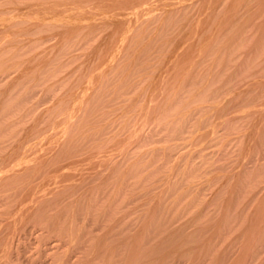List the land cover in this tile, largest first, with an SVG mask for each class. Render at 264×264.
I'll use <instances>...</instances> for the list:
<instances>
[{"label":"rangeland","instance_id":"374dc122","mask_svg":"<svg viewBox=\"0 0 264 264\" xmlns=\"http://www.w3.org/2000/svg\"><path fill=\"white\" fill-rule=\"evenodd\" d=\"M121 1L125 0H0V247L2 248L0 249V255L3 257L8 254V259L5 260L4 264H53V260L54 262L59 261L55 262V264H60L61 257L68 259L64 260L66 264H81L83 257L86 264H90L92 261L94 262H92L93 264H109L111 261L113 264H154L155 262V264H207L206 262L208 264H217L220 260L222 262L220 261L218 264H237L240 260V264H264V188H262L264 183L259 184L260 180L264 182L262 181V179L264 180V10L259 7V4L264 0H249V6L240 12L238 23L241 25L242 30H239L238 27H236L235 31L233 27H224L220 30L217 28L219 32L217 34L215 27L220 25L219 22L224 17L227 4L231 0H224L225 2L221 0L218 2L219 5H215L216 7L209 12L203 9L205 8L203 0H189L184 3L179 0V2L176 0L167 1L168 4H163V7L155 9L151 14L144 16V18L142 17L137 25L132 27L129 31L130 35L128 32L129 36L127 35L128 38L126 37L127 42L124 40L125 42L121 44L119 54L116 53L118 57L114 56L111 58L105 67L102 66V61L104 57L108 56V52L117 43L121 35L120 30L122 28L116 20L103 19L100 22L99 19H94L90 23L89 21L84 22L85 24L81 23L80 26L74 29L71 16L57 19L55 20L56 22L50 21L47 23L48 21H45L44 24H42L43 20L41 21V18L44 17L43 15L38 19L33 18L35 15H41L42 11L44 13L45 10L50 12L51 9L59 10L64 7H78L77 12L88 13L87 11L91 12L94 9H92L93 6L96 7L102 2L119 3ZM147 1L149 0H144V2L143 0H128V2H125L128 8L131 7L133 9V6L134 8L136 6L139 7ZM204 15H208V17ZM202 20L205 21H203L204 27L197 34V41L192 52L195 54H193L192 64L196 68L193 66L189 68L190 71L193 70L191 75L194 73H198V75L194 74L195 78H193L194 76H189L190 71L187 70L181 75V79L178 82L179 85H176L177 87L169 91L165 98H162L161 102L156 106V110L148 108V102L150 103V97L153 94L152 92H154L153 89L156 82L160 79L159 77L168 68V64L173 63L180 56L183 42H186L194 33L196 26ZM66 21H71V23L69 24ZM215 35L217 37H214ZM257 40H260V43H256ZM206 41L209 42V45H207L205 53L203 52L204 54L199 55V48L204 43L206 44ZM210 41H212V45ZM200 61H202L201 64ZM101 66L106 69H102L104 70L102 73H100L102 71H100ZM187 72L189 77L186 76ZM193 81L195 83L192 85ZM88 88L90 90L91 88L93 89L90 92ZM260 90H263V92L261 93ZM260 93L262 97L259 96ZM93 94L96 96H93ZM91 96H93V99ZM255 98L257 99L254 100V102L256 101L254 103L252 99ZM258 99H260L259 103ZM147 108L151 111L148 112ZM262 115L263 117H261ZM260 119L261 121H259ZM142 120L145 122V126L140 135L138 133L140 131L137 128H139ZM59 125L62 127L60 128ZM259 128L260 131L257 130ZM136 130H138L137 133ZM256 130L258 132L255 133L254 131ZM256 134L259 137H256ZM86 146L87 148L85 149ZM42 151H45V153H42ZM81 151L83 155L85 153L88 154L83 156ZM38 152H40V156H38ZM70 152L71 155L74 154L73 152L76 153L72 155V157L76 158V161L73 158V163L70 161L71 159L68 160V155L71 156ZM79 152L80 154H77ZM106 152L107 154L109 152L115 153L113 154V156L116 155L115 159L117 158L115 165H103L105 160L101 158L104 157L103 154ZM61 154L63 157H61ZM101 154L103 156L99 158ZM75 155H80V157L77 156L80 160ZM33 156H38V158ZM41 156L44 157L42 158ZM85 157L88 159L86 160ZM97 157L101 159L100 161L103 164H100ZM17 158L18 161L19 158L29 160L28 164L31 168L27 165L26 168H30L28 170L13 171V174L12 172L8 173L9 176L8 174H2V169L4 170L9 165L18 163L17 161V163L14 162ZM35 158L36 160H34ZM60 158L64 163L61 162ZM96 158L99 161L96 163L104 166L102 167L103 169L99 165L95 166L96 163L93 165V162L89 161L95 162ZM54 159L56 160L54 161ZM81 160L82 164L84 163L83 165L80 163ZM85 160L86 162H84ZM52 161H54L55 167L57 166L56 168L53 167L52 169V166H54ZM31 162L34 164L37 162V166L32 165ZM58 162L62 163L63 167ZM205 162L207 163L205 164ZM66 164L71 168L74 167L73 170H75L73 174L66 170L74 178L71 179V177L69 179L71 180L70 182L73 180L74 183L76 178L77 183H70L69 185V180H67L69 175L67 172H63V169L65 171L68 167ZM44 165L50 167V169H43L47 168ZM92 165L98 170L95 171L96 169L94 170ZM33 166L36 169L38 168L37 174ZM105 168L107 171H105ZM54 169L55 171L58 169L59 173L58 171L55 172ZM81 170L82 173L79 172ZM90 171H92V174ZM100 172L102 174L99 175ZM31 173L32 175H30ZM65 174L68 175L66 176L67 179L65 178L67 181L63 180L64 177L62 178ZM51 175L59 176L57 178L53 177L56 183L52 182L53 180L51 179L52 186L57 185V180H60V184H66L67 182L66 186L65 184L59 185L61 188L64 186L65 191L64 188L61 189L60 187L59 190L61 189V191H54L53 188L56 186L50 187L49 177ZM77 178H80V181ZM32 180L34 181L33 183ZM88 180H91L90 185ZM29 181L32 184L29 185ZM42 182H44L43 184L47 183L45 186L49 191H46L51 194L46 198L47 200L49 199L48 201L45 196L44 198L41 196V198L49 204L44 200L42 201L41 198V201H38L40 194H37L39 196L36 199V193L41 188L44 191L46 189V187L45 189L43 188V184L42 186L40 185ZM36 188L39 190H36ZM67 188L70 189L67 190ZM82 188L85 189L83 190ZM67 191H70L71 194L67 195L70 193ZM32 193L35 194L34 198ZM52 194H55L56 197L53 195L52 198ZM57 194L60 195L57 196ZM65 194L66 196H64ZM187 195L190 196L188 197ZM31 196L34 202L37 200L36 209L38 202L46 204L45 206H40L41 210L38 208L39 213L42 211L40 214L45 212L46 214L39 215L34 208H31L34 209L32 211L29 210L31 213L26 214L27 210L23 211V205L28 204L27 202L30 201ZM50 197L53 199L52 202ZM77 197L80 201L79 199L77 200ZM62 198L66 199V202ZM67 199L71 201H68V203ZM255 201L256 203H254ZM78 202L81 204H79V208L82 209V214L79 218L82 217L83 213L87 215L89 211L88 216L92 218L97 214H102L106 219L113 221V225L109 221V228L111 226L113 232L117 233L118 231L119 233L115 234L114 232L109 237L106 245L111 244V247L108 246V248L104 249L98 247L100 239L106 235L104 233H108L109 228H106V226H103V228L102 223H97L96 225L88 219L89 227L87 219L86 224L85 220H83L84 216L87 218L85 214L82 217L83 219L78 218V223H76L79 229L80 227L82 229L89 228L85 230L86 233L83 231L82 234L84 236L81 234V241L78 240V243L76 242L79 246L72 242L71 239H66L69 237L68 234L66 236V233H68L65 228L67 224L64 225L61 220L59 223L54 221L57 218L55 216L57 212L59 213L63 208L62 206H57V204L64 203L63 206L77 204L78 206ZM122 204L125 205L123 206ZM52 207L54 209L58 208V210L52 213L51 211L54 210ZM103 207L107 208L104 213L100 211L101 209L104 210ZM32 212L36 213L41 221L35 220L34 217L37 215ZM113 212L116 215L114 218H117L118 222L116 219H114L115 222L113 218H109V214L110 217H113V215L111 216ZM20 213L22 215L25 214L23 217L26 221H24L22 215H19ZM28 214L30 217L34 215L32 217L34 222L31 218H28ZM45 215L51 220L53 219L51 216L55 218L51 221ZM42 216L45 218H42ZM158 218L160 219L158 220ZM79 220L84 221L86 227L82 226V222L80 225ZM94 220L95 218H93ZM258 220H260L259 223L257 222ZM15 221L20 224L15 223ZM152 221H154V224H152ZM255 221L258 224H255ZM114 223L118 225L114 226ZM120 223H123L124 227H121ZM148 223L151 227H149ZM41 225L45 230L48 228L49 230H54L52 232L47 230L46 232ZM128 225L130 229H128ZM256 225H259V228ZM144 226L145 230L143 229ZM97 227L98 231H96ZM251 227H256L258 230ZM55 228L59 230H55ZM148 228L156 230L155 236H147L149 231L152 232ZM183 230L184 232H182ZM254 230H256L255 233H253ZM13 231H16V233ZM62 231L63 234L61 233ZM141 231L145 232V234ZM137 232L140 233L137 234ZM100 234L102 237H100ZM137 235H139L140 239ZM145 235L144 239L142 236ZM98 236L100 237L98 239L99 243L96 240ZM8 237H12L10 240L12 244L8 241L10 239ZM148 237L149 239L152 237V239L149 240ZM136 239L137 241L140 240L137 242V246H135ZM92 240L93 244H96V246L93 245L94 248L89 246L92 245ZM6 242L9 244L6 245ZM70 242L75 243L74 246ZM139 242L143 245L140 246ZM80 244H85L88 247H85L86 249L82 251ZM3 247H6L5 250L8 248L7 250L9 251L6 252ZM116 247L118 248L117 250ZM136 247L138 250L141 248V252H136L138 256H135V262H128L129 260L127 259L130 258L132 251L136 250ZM89 248L94 251H88ZM11 249L12 251H10ZM15 249H18V251ZM64 249L66 252H64ZM110 249L111 251H109ZM2 250L3 254H1ZM72 250L74 251L73 253L69 252ZM57 252L62 255L57 254ZM102 252H106L105 256ZM113 252L114 255L111 254ZM116 252H119V254ZM228 252H230V255ZM63 253L65 254L63 255ZM79 253L80 255H78ZM88 255H90V261H88L89 258H85ZM93 256H95L96 260ZM227 256H230L229 259ZM105 257H111V259ZM222 257H226L228 260L225 258L224 261ZM242 257H247V259L244 260ZM104 258L108 261L106 262ZM9 259L10 262L8 261ZM2 262L1 264H3Z\"/></svg>","mask_w":264,"mask_h":264},{"label":"bare ground","instance_id":"6f19581e","mask_svg":"<svg viewBox=\"0 0 264 264\" xmlns=\"http://www.w3.org/2000/svg\"><path fill=\"white\" fill-rule=\"evenodd\" d=\"M126 2H128V0H125ZM125 1H121V2H119V3H112V2H107V3H104V2H102L100 5H98V6H96V7H92V11L91 12H89V11H87L88 13H83L82 11V13H79L80 11H78L77 12V9H78V7H62L63 9H59V10H52L51 9V11L49 12V11H44V13H43V11H42V13H41V15L39 14V16L38 15H33L32 17L33 18H36V19H38V18H40V17H42V15L44 16L43 18H41V21L43 20V22H42V24H44L45 23V21L47 22V23H49L50 21H55V20H57V19H61V18H64V17H66V18H68L69 16H71V21H72V25L74 26L73 28L75 29V28H77L78 26H80L81 25V23H83V24H85L86 22H88L89 21V23H90V21L92 22V20H94V19H99L100 20V22H101V20H103V19H113V20H116V22H118V24H119V26L122 28L120 31H121V35L119 36L120 38L118 39V41H117V43L111 48V50L108 52V56H106V57H104V59H103V65L102 66H106L107 65V62L109 61V60H111V58H113L114 56H117V54L116 53H118V52H120V47L122 46L121 44L123 43V42H125L127 39H126V37H127V35H128V32L132 29V27L134 26V25H137V23L142 19V17L144 18V16H147V15H149V14H151L155 9H159V7H163L166 3L168 4V2H170V0H149V1H147L145 4H143V5H141V6H139V7H135L134 8V6L132 7L133 9H131V7H129L128 8V6H127V4H126V2ZM138 1V0H137ZM146 1V0H145ZM168 1V2H167ZM173 0H171V2H172ZM176 1H178V0H176ZM180 2H182V3H184V2H188L189 0H179ZM178 1V2H179ZM201 1V0H200ZM199 1V2H200ZM221 0H203L202 2H204L203 4V6H205V8H203V9H206V11H212L211 9H213L214 7H216L215 5H217L218 4V2H220ZM263 1V0H262ZM143 2H144V0H143ZM223 2H225L224 0H223ZM135 3V2H134ZM129 4V3H128ZM164 4V5H163ZM163 5V6H162ZM219 5V4H218ZM185 6H187V5H185ZM249 6V0H231L230 2H229V4H227V7H226V10H225V14H224V17L222 18V20L219 22V26L218 27H215L216 29L218 28L219 30L221 29V28H228V27H233V29H234V31H235V29H236V27H238V29L240 30H242V28L240 27L241 25H239V18H240V12L242 11V10H244L246 7H248ZM167 7V6H166ZM218 7V6H217ZM259 7H261L263 10H264V1L262 2V3H260L259 4ZM219 8V7H218ZM217 8V9H218ZM210 9V10H209ZM42 10V9H41ZM40 10V11H41ZM76 10V11H75ZM214 11H215V9H214ZM77 12V13H76ZM36 13V12H35ZM206 15V14H205ZM204 15V16H205ZM17 17V16H16ZM205 17H208V15L207 16H205ZM1 20V19H0ZM40 20V19H39ZM34 21V20H33ZM71 21H68L69 22V24L71 23ZM204 20H202V21H200L199 22V24L196 26V29H195V31H194V33L186 40V42H183L184 44L181 46L182 48L180 49V56L177 58V59H175V61H173V63L171 62V64L169 65L168 64V68H166L165 69V71H163V73H162V75L159 77L160 79L158 80V82H156V85L154 86V89H153V91L154 92H152L153 94H152V96L150 97L151 99L149 100L150 101V103L148 102V108L150 107L151 109L152 108H154L153 110H156V106H158V104H159V102H161V100H162V98L164 97L165 98V95L167 94V93H169V91H171V90H173L175 87H177L176 85H179L178 84V82L180 81V79H181V75H183L184 74V72H186L187 70L188 71H190L189 70V68H191V66H193V64H192V62H193V56L195 55L194 53H192L193 52V48H194V44L196 43V41H197V34L200 32V31H202V29H203V27H204V22H203ZM56 22V21H55ZM59 22V21H58ZM67 22V21H66ZM67 22V23H68ZM85 22V23H84ZM113 22H115V21H113ZM41 24V25H42ZM54 25V24H53ZM244 25H245V23H244ZM39 26V25H38ZM49 26V25H48ZM118 26V25H117ZM118 26V27H119ZM141 26V25H140ZM45 27V26H44ZM243 27V26H242ZM46 28V27H45ZM214 28V29H215ZM218 29H217V31L216 30H214V31H216V34H217V32H218ZM230 30H232V29H230ZM73 31V30H72ZM77 31V30H76ZM70 32H71V30H70ZM224 32H226V31H224ZM238 32V31H237ZM56 33V32H55ZM219 33V32H218ZM214 34H215V32H214ZM227 34V33H226ZM2 35V34H1ZM129 35H130V32H129ZM128 35V36H129ZM2 37V36H1ZM6 37V36H5ZM130 37H132V36H130ZM199 37H200V35H199ZM214 37H217L216 35L214 36ZM7 38V37H6ZM10 38V37H9ZM128 38V37H127ZM202 38V37H201ZM213 38V37H212ZM219 38V37H218ZM222 38V37H221ZM217 39V38H216ZM125 40V41H124ZM217 40H219V39H217ZM3 41V40H2ZM94 41V40H93ZM33 42V41H32ZM109 42H110V39H109ZM116 42V41H115ZM127 42V41H126ZM199 42V41H198ZM207 43L205 44H201L200 46V51H198L200 54L199 55H201V54H204L205 52V50H206V48H207V45H209V42L208 41H206ZM212 41H210V43H211ZM203 43V42H202ZM256 43H260V40H257L256 41ZM48 45V44H47ZM85 45V44H84ZM125 45V44H124ZM211 45H212V43H211ZM255 45V44H254ZM2 46V45H1ZM196 46V45H195ZM1 48V47H0ZM256 48V47H255ZM27 49V48H26ZM42 49V48H41ZM259 49H260V47H259ZM52 50V49H51ZM195 50H196V48H195ZM198 50V49H197ZM43 51V50H42ZM197 52V51H196ZM204 52V53H203ZM122 53V52H121ZM124 53V52H123ZM119 54V53H118ZM194 54V55H193ZM264 54V53H263ZM52 55V54H51ZM51 57V56H50ZM118 57V56H117ZM123 57V56H122ZM124 58V57H123ZM202 58V57H201ZM39 59V58H38ZM195 59V58H194ZM203 59V58H202ZM207 59V58H206ZM7 60V59H6ZM200 60V59H199ZM263 60V59H262ZM114 61H115V59H114ZM194 62H197V61H194ZM201 62L202 61H200V64H201ZM209 62V61H208ZM262 62V61H261ZM45 63V62H44ZM212 63V62H211ZM219 63V62H218ZM42 64V63H41ZM51 64V63H50ZM196 65V64H195ZM97 66V65H96ZM100 67L101 69H100V71L102 70V69H104V70H106L104 67ZM164 66V65H163ZM170 66V67H169ZM237 66V65H236ZM264 66V65H263ZM262 66V67H263ZM24 67V66H23ZM193 67H195V66H193ZM198 67H200V66H198ZM201 67H202V65H201ZM212 67V66H211ZM12 68V67H11ZM116 68V67H115ZM196 68V67H195ZM4 69V68H3ZM14 69V68H13ZM99 70V69H98ZM104 70H102L100 73H102ZM254 70V69H253ZM191 71H193V70H191ZM191 71L188 73L187 72V74H186V76H188V74H189V76L191 75ZM203 71V70H202ZM201 71V72H202ZM206 71V70H205ZM204 71V72H205ZM222 71V70H221ZM107 72V71H106ZM105 72V73H106ZM122 72V71H121ZM199 72V71H198ZM249 72V71H248ZM153 73V72H152ZM208 73V72H207ZM223 73V72H222ZM95 74H96V72H95ZM195 74V73H194ZM194 74H192L193 76H194ZM197 75H198V73H196ZM195 74V75H196ZM213 74V73H212ZM221 74V73H220ZM240 74V73H239ZM98 75H99V73H98ZM106 75V74H105ZM191 75V76H192ZM199 75H201V74H199ZM238 75V74H237ZM252 75H254V74H252ZM258 75V74H257ZM111 76V75H110ZM188 76V77H189ZM99 77V76H98ZM183 77V76H182ZM200 77V76H199ZM203 77V76H202ZM256 77V76H255ZM192 78V77H191ZM193 78H195V76L193 77ZM264 78V77H263ZM6 79V78H5ZM96 79V78H95ZM197 79H199V78H197ZM197 79H195V80H197ZM232 79V78H231ZM239 79V78H238ZM254 79V78H253ZM102 80V79H101ZM194 80V79H193ZM230 80V79H229ZM255 80V79H254ZM253 80V81H254ZM257 80V79H256ZM261 80V79H260ZM208 81H209V79H208ZM101 82V81H100ZM232 82V81H231ZM263 82V81H262ZM93 83H95V82H93ZM182 83V82H181ZM180 83V84H181ZM184 83V82H183ZM195 82L193 81V83H191L192 85L194 84ZM105 84V83H104ZM95 85V84H94ZM207 85V84H206ZM212 85V84H211ZM35 86V85H34ZM264 86V85H263ZM192 87V86H191ZM250 87V86H249ZM68 88V87H67ZM189 88V87H188ZM201 88V87H200ZM203 88V87H202ZM241 88V87H240ZM260 88V87H259ZM92 89L93 88H91V90L88 88V90H90V92L92 91ZM130 89V88H129ZM255 89V88H254ZM87 90V89H86ZM97 90V89H96ZM176 90V89H175ZM241 90V89H240ZM247 90H249V89H247ZM264 90V89H263ZM263 90L261 91V93L263 92ZM21 91V90H20ZM34 91V90H33ZM189 91V90H188ZM254 91V90H253ZM194 92V91H193ZM24 93V92H23ZM95 93V92H94ZM121 93V92H120ZM188 93V92H187ZM209 93V92H208ZM257 93H258V91H257ZM260 93V97H262L261 94ZM18 94V93H17ZM96 94H97V92H96ZM204 94V93H203ZM224 94V93H223ZM87 95L89 96V94L87 93ZM95 94H93V96H94ZM100 95V94H99ZM172 95V94H171ZM202 95V94H201ZM232 95V94H231ZM244 95V94H243ZM247 95V94H246ZM264 95V94H263ZM93 96H91L92 97V99H93ZM96 96V95H95ZM103 96V95H102ZM109 96V95H108ZM189 96V95H188ZM210 96V95H209ZM221 96V95H220ZM255 96V95H254ZM6 97V96H5ZM39 97V96H38ZM79 97V96H78ZM199 97V96H198ZM202 97V96H201ZM215 97V96H214ZM230 97V96H229ZM256 97H258V96H256ZM12 98V97H11ZM31 98V97H30ZM70 98V97H69ZM31 99H33V98H31ZM86 99V98H85ZM169 99V98H168ZM188 99V98H187ZM239 99V98H238ZM257 98H255V99H252L253 101L252 102H254V100H256ZM263 99V98H262ZM88 100V99H87ZM95 100V99H94ZM138 100H139V98H138ZM230 100V99H229ZM3 101V100H2ZM90 101V100H89ZM93 101V100H92ZM107 101V100H106ZM130 101V100H129ZM188 101V100H187ZM4 102V101H3ZM88 102V101H87ZM98 102V101H97ZM198 102V101H197ZM225 102V101H224ZM256 102V101H255ZM254 102V103H255ZM260 102V99H258V103ZM86 103V102H85ZM103 103V102H102ZM185 103V102H184ZM221 103V102H220ZM245 103V102H244ZM250 103V102H249ZM82 104H83V102H82ZM3 105V104H2ZM101 105V104H100ZM104 105V104H103ZM190 105V104H189ZM227 105V104H226ZM259 105V104H258ZM95 106V105H94ZM166 106V105H165ZM213 106V105H212ZM228 106V105H227ZM249 106H251V105H249ZM261 106V105H260ZM260 106H259V108H260ZM210 108H211V106H209ZM88 108V107H87ZM106 108V107H105ZM147 108V110H149ZM163 108V107H162ZM215 108V107H214ZM20 109V108H19ZM99 109V108H98ZM184 109V108H183ZM226 109V108H225ZM224 109V110H225ZM229 109H230V107H229ZM235 109H236V107H235ZM261 109V108H260ZM71 110V109H70ZM152 110V111H153ZM228 110V109H227ZM151 110H149L148 112H150ZM213 111V110H212ZM256 111H257V109H256ZM263 111V110H262ZM261 111V112H262ZM97 112V111H96ZM157 112V111H156ZM211 112V111H210ZM209 112V113H210ZM225 112H227V111H225ZM75 113V112H74ZM81 113V112H80ZM84 113V112H83ZM88 113V112H87ZM152 113V112H151ZM197 113V112H196ZM198 113H200V112H198ZM223 113V112H222ZM263 113H264V111H263ZM188 114V113H187ZM194 114V113H193ZM260 114H262V113H260ZM260 114H258V115H260ZM80 115V114H79ZM254 115V114H253ZM73 116V115H72ZM71 116V117H72ZM92 116V115H91ZM90 116V117H91ZM94 116V115H93ZM106 116V115H105ZM240 116V115H239ZM254 116H256V115H254ZM74 117V116H73ZM203 117V116H202ZM259 117V116H258ZM261 117H263V115L261 116ZM17 118V117H16ZM64 118V117H63ZM89 118V117H88ZM87 118V119H88ZM143 118V117H142ZM242 118V117H241ZM166 119V118H165ZM261 119H263V118H261ZM261 119L259 120V121H261ZM90 120V119H89ZM98 120V119H97ZM123 120V119H122ZM101 121V120H100ZM146 121V120H145ZM148 121H149V119H148ZM158 121V120H157ZM173 121V120H172ZM244 121V120H243ZM257 121V120H256ZM264 121V120H263ZM262 121V122H263ZM65 122V121H64ZM90 122V121H89ZM125 122V121H124ZM186 122V121H185ZM188 122V121H187ZM239 122V121H238ZM241 122V121H240ZM20 123H21V121H20ZM84 123V122H83ZM91 123H93V122H91ZM98 123V122H97ZM102 123V122H101ZM134 123V122H133ZM163 123V122H162ZM203 123V122H202ZM209 123V122H208ZM245 123V122H244ZM252 123V122H251ZM259 123H261V122H259ZM71 124H73V123H71ZM126 124V123H125ZM138 124V123H137ZM169 124V123H168ZM173 124V123H172ZM201 124V123H200ZM64 125V124H63ZM94 125V124H93ZM96 125V124H95ZM188 125V124H187ZM239 125V124H238ZM245 125V124H244ZM259 125V124H258ZM60 126V125H59ZM65 126V125H64ZM71 126V125H70ZM88 126V125H87ZM144 126H145V122H143V120H142V123L140 124V126H139V128H137V129H139V131L140 132H138L139 134L141 133V132H143V130H144ZM192 126H194V125H192ZM208 126V125H207ZM207 126H206V128H207ZM260 126V125H259ZM258 126V127H259ZM62 126H60V128H61ZM66 127V126H65ZM72 127V126H71ZM84 127H85V125H84ZM94 127V126H93ZM96 127V126H95ZM103 127V126H102ZM136 127H138V126H136ZM174 127V126H173ZM198 127V126H197ZM196 127V128H197ZM202 127H204V126H202ZM261 127V126H260ZM68 128V127H67ZM90 128V127H89ZM88 128V129H89ZM195 128V127H194ZM236 128V127H235ZM264 128V127H263ZM262 128V129H263ZM109 129V128H108ZM122 129H123V127H122ZM129 129V128H128ZM171 129V128H170ZM173 129V128H172ZM180 129V128H179ZM203 129V128H202ZM221 129V128H220ZM63 130H64V127H63ZM78 130H80V129H78ZM104 130H106V129H104ZM226 130V129H225ZM244 130V129H243ZM257 130H259L260 131V128L259 129H257ZM254 131L255 133L256 132H258V131ZM80 131H82V130H80ZM137 131L138 130H136V133H137ZM152 131H153V129H152ZM164 131V130H163ZM192 131H194V130H192ZM186 132V131H185ZM247 132V131H246ZM63 133V132H62ZM201 133V132H200ZM253 133V132H252ZM61 134V133H60ZM59 134V135H60ZM111 134V133H110ZM170 134V133H169ZM168 134V135H169ZM182 134V133H181ZM206 134V133H205ZM238 134V133H237ZM240 134V133H239ZM251 134V133H250ZM57 135V134H56ZM64 135V134H63ZM77 135V134H76ZM104 135V134H103ZM141 135V134H140ZM154 135V134H153ZM177 135V134H176ZM213 135V134H212ZM251 135H254V134H251ZM61 136H62V134H61ZM60 136V137H61ZM66 136H68V135H66ZM79 136V135H78ZM123 136V135H122ZM178 136H179V134H178ZM255 136V135H254ZM253 136V137H254ZM258 135L256 134V137H257ZM71 137H72V135H71ZM86 137V136H85ZM105 137V136H104ZM118 137H119V135H118ZM134 137V136H133ZM138 137V136H137ZM259 137V136H258ZM82 138V137H81ZM92 138V137H91ZM131 138V137H130ZM246 138V137H245ZM255 138V137H254ZM5 139V138H4ZM22 139V138H21ZM61 139V138H60ZM70 139V138H69ZM110 139V138H109ZM137 139V138H136ZM195 139V138H194ZM207 139V138H206ZM257 139V138H256ZM71 140V139H70ZM75 140V139H74ZM78 140V139H77ZM88 140V139H87ZM94 140V139H93ZM199 140V139H198ZM52 141H54V140H52ZM65 141V140H64ZM132 141H133V139H132ZM24 142V141H23ZM58 142L60 143V141L58 140ZM80 142V141H79ZM91 142V141H90ZM98 142V141H97ZM127 142V141H126ZM145 142V141H144ZM249 142H252V141H249ZM50 143V142H49ZM89 143V142H88ZM130 143V142H129ZM196 143V142H195ZM21 144V143H20ZM63 144V143H62ZM61 144V145H62ZM68 144V143H67ZM70 144H71V142H70ZM87 144V143H86ZM85 144V145H86ZM98 144V143H97ZM141 144V143H140ZM264 144V143H263ZM82 145H83V143H82ZM88 145V144H87ZM90 145V144H89ZM94 145V144H93ZM137 145V144H136ZM105 146V145H104ZM125 146V145H124ZM133 146V145H132ZM249 146V145H248ZM262 146V145H261ZM17 147V146H16ZM43 147V146H42ZM61 147V146H60ZM69 147V146H68ZM73 147V146H72ZM80 147V146H79ZM8 148V147H7ZM22 148V147H21ZM64 148V147H63ZM75 148V147H74ZM83 148H84V146H83ZM87 148V146L85 147V149ZM95 148H96V146H95ZM103 148V147H102ZM137 148V147H136ZM204 148V147H203ZM208 148V147H207ZM77 149H78V147H77ZM89 149V148H88ZM141 149V148H140ZM211 149V148H210ZM258 149V148H257ZM264 149V148H263ZM35 150V149H34ZM69 150V149H68ZM99 150V149H98ZM97 150V151H98ZM75 151H76V149H75ZM88 151V150H87ZM92 151V150H91ZM100 151V150H99ZM98 151V152H99ZM128 151V150H127ZM140 151V150H139ZM156 151V150H155ZM68 152V151H67ZM101 152V151H100ZM153 152V151H152ZM260 152H261V150H260ZM4 153V152H3ZM42 153H45V151H42ZM49 153V152H48ZM53 153V152H52ZM56 153V152H55ZM54 153V155L56 156V154ZM74 154H76L75 152H73ZM253 153H254V151H253ZM16 154H17V152H16ZM35 154V153H34ZM39 154V155H38ZM38 154L36 153V155H38V156H40V152H38ZM46 154H47V152H46ZM50 154V153H49ZM48 154V155H49ZM63 154V153H62ZM61 154V157H63V155ZM74 154H72V155H74ZM77 154H80V152L79 153H77ZM81 154H82V151H81ZM85 154H88V153H85ZM84 154V155H85ZM91 154H93V153H91ZM90 154V155H91ZM113 154H115V153H111V152H109L108 154H107V152L106 153H104L103 155H104V157L103 158H101L103 155L101 154V156L99 157V158H101L102 160H105L103 163H101L102 161H100L101 159H99L98 157V160L100 161V164H103L104 166L106 165V166H111V165H115L116 164V160H117V158L115 159V157H116V155L115 156H113ZM118 154V153H117ZM138 154V153H137ZM201 154V153H200ZM208 154V153H207ZM242 154V153H241ZM263 154H264V151H263ZM263 154H261L262 156H263ZM14 155V154H13ZM12 155V156H13ZM30 155V154H29ZM52 155V154H51ZM53 155V156H54ZM70 155H71V152H70ZM72 155L71 156H69L68 155V160L69 159H71L70 161H72V160H74L73 158H75L74 156L72 157ZM83 155V154H82ZM81 155V156H82ZM83 155V156H84ZM123 155V154H122ZM38 156H33V157H36V158H38ZM52 156V157H53ZM58 156V155H57ZM64 156H65V154H64ZM76 156V155H75ZM77 156H79L80 157V155H77ZM76 156V157H77ZM86 156V155H85ZM125 156V155H124ZM129 156V155H128ZM174 156V155H173ZM251 156H252V154H251ZM257 156V155H256ZM255 156V157H256ZM258 156H259V153H258ZM257 156V157H258ZM9 157V156H8ZM25 157V156H24ZM23 157V158H24ZM31 157V156H30ZM30 157H29V160H30ZM42 158L44 157V156H41ZM41 157H39V158H41ZM94 157V156H93ZM95 157H96V155H95ZM189 157V156H188ZM187 157V158H188ZM207 157H209V156H207ZM213 157V156H212ZM256 157V158H257ZM261 157V156H260ZM1 158V157H0ZM23 158H19V161H18V158L16 159V160H14V162H16L17 164H13V165H9L7 168H5L4 170L2 169L1 170V172H2V174H8V173H11L12 172V174L14 173L13 171H17V170H20V171H24L23 169H30L31 167H30V165L28 164V162H29V160H27L26 158L25 159H23ZM36 158L34 159V160H36ZM41 158V159H42ZM53 158H56V157H53ZM86 158V157H85ZM97 158L95 159V162L94 161H91V160H89L90 162H93L92 164L94 165V163H96V162H99L98 160H97ZM132 158V157H131ZM141 158V157H140ZM194 158V157H193ZM22 161H21V160ZM45 159V158H44ZM57 159V158H56ZM56 159H54V161L56 160ZM61 159V158H60ZM65 159H66V156H65ZM77 159H78V157H77ZM88 158H86V160H87ZM5 160V159H4ZM48 160H50V159H48ZM62 160V159H61ZM68 160H66V162H68ZM78 160H80V159H78ZM86 160L84 161V162H86ZM92 160H94V159H92ZM133 160V159H132ZM143 160V159H142ZM248 160V159H247ZM246 160V161H247ZM256 160V159H255ZM8 161H10V160H8ZM12 161H13V159H12ZM21 161V162H20ZM31 161V160H30ZM39 161V160H38ZM37 161V162H38ZM54 161H52L53 162V165H54ZM75 161H76V158H75ZM134 161V160H133ZM208 161V160H207ZM211 161H212V158H211ZM261 161H262V159H261ZM3 162V161H2ZM11 162V161H10ZM37 162H36V164H37ZM40 162V161H39ZM45 162V161H44ZM46 162H47V159H46ZM57 162V161H56ZM60 162V161H59ZM58 162V163H59ZM62 163H64V161L62 160L61 161ZM260 162V161H259ZM32 163V165L34 164L33 162H31ZM43 163V162H42ZM62 163H59V164H61L62 165ZM72 163H73V161H72ZM77 163V162H76ZM75 163V164H76ZM81 164H82V160H81V162H80ZM207 162H205V164H206ZM238 163H240V162H238ZM36 164H34V166L36 165ZM84 164V163H83ZM82 164V165H83ZM100 164H95V166L97 165H99L100 166V168H102V167H104V166H101ZM27 165H29V167L30 168H26V166ZM70 165V164H69ZM92 165V166H93ZM127 165V164H126ZM262 165H263V163H262ZM261 165V166H262ZM33 166V167H34ZM37 166V165H36ZM38 166H40V165H38ZM64 166H65V164H64ZM66 166H68V164H66ZM140 166V165H139ZM184 166V165H183ZM240 166H242V165H240ZM260 166V165H259ZM44 167H47V168H43V169H50V167H48V166H45L44 165ZM53 167H55V165L54 166H52V169H53ZM57 167V166H56ZM55 167V168H56ZM62 167H63V165H62ZM91 167V166H90ZM89 167V168H90ZM69 168V169H68ZM85 168H86V164H85ZM93 168H94V166H93ZM192 168V167H191ZM219 168V167H218ZM221 168V167H220ZM227 168V167H226ZM244 168V167H243ZM256 168V167H255ZM34 169H36L35 167H34ZM38 169V168H37ZM37 169L35 170L36 171V174H37ZM41 169V168H40ZM42 169V171L44 172V170ZM51 169V170H52ZM70 169H72V170H70ZM74 169V167H67L66 169H65V171H64V169H63V172L65 173V172H67V174H68V171H66V170H69L70 172L69 173H74V171L75 170H73ZM76 169H78V168H76ZM81 169V168H80ZM79 169V170H80ZM91 169V168H90ZM96 168H94V170H95ZM103 169V168H102ZM106 169V168H105ZM104 169V170H105ZM178 169V168H177ZM237 169V168H236ZM83 170H86V169H83ZM98 170V168L95 170V171H97ZM185 170V169H184ZM263 170V169H262ZM47 171V170H46ZM54 171H55V169H54ZM57 171H58V169H57ZM57 171H55V172H57ZM61 171H62V169H61ZM60 171V172H61ZM71 171H73V172H71ZM88 171H89V169H88ZM87 171V172H88ZM102 171V170H101ZM105 171H107V169L105 170ZM121 171V170H120ZM227 171V170H226ZM229 171H230V168H229ZM254 171V170H253ZM259 171V170H258ZM32 172H34V171H32ZM43 172H42V176H43ZM51 172V171H50ZM54 172V173H55ZM79 172H81L82 173V170L81 171H79ZM91 172V174H92V171H90ZM103 173H105L104 171H102ZM102 172H100L99 173V175L100 174H102ZM143 172V171H142ZM183 172V171H182ZM228 172V171H227ZM234 172V171H233ZM247 172V171H246ZM21 173V172H20ZM27 173V172H26ZM35 173V172H34ZM41 173V172H40ZM58 173H59V171H58ZM57 173V174H58ZM62 173V172H61ZM78 173V172H77ZM76 173V174H77ZM248 173V172H247ZM260 173H261V171H260ZM46 174H48V173H46ZM56 174V173H55ZM56 174V175H57ZM79 174V173H78ZM87 174V173H86ZM85 174V175H86ZM94 174V173H93ZM200 174H202V173H200ZM205 174V173H204ZM231 174V173H230ZM235 174H236V172H235ZM241 174V173H240ZM249 174V173H248ZM247 174V175H248ZM30 175H32V173L30 174ZM39 175V174H38ZM54 175V174H53ZM53 175H51V177H49L50 178V180H49V185H50V187H55V188H53L54 189V191L55 190H59V187L61 188V186L63 185V184H65V183H63V184H60L59 182H60V180H57V185L55 184V186H52V183H51V181L52 182H55L56 183V181L53 179V177H55V178H57V177H59V176H53ZM59 175V174H58ZM61 175H63V174H61ZM69 175V174H68ZM64 175V176H62V178L64 177V181H67V180H69L71 177H72V175ZM257 175V174H256ZM255 175V176H256ZM259 175H261V174H259ZM1 176H4V175H1ZM8 176H9V174H8ZM22 176V175H21ZM25 176V175H24ZM29 176V175H28ZM37 176V175H36ZM36 176H33V177H36ZM41 176V175H40ZM66 176H68V179H67V177ZM74 176H75V174H74ZM82 176H84L83 174H82ZM110 176V175H109ZM115 176V175H114ZM179 176V175H178ZM252 176V175H251ZM250 176V177H251ZM254 176V175H253ZM101 177V176H100ZM202 177V176H201ZM30 178V177H29ZM40 178V177H39ZM67 180H66V179ZM85 178V177H84ZM88 178H89V176H88ZM122 178V177H121ZM180 178V177H179ZM185 178V177H184ZM252 178V177H251ZM257 178H258V176H257ZM263 178H264V174H263ZM52 179V180H51ZM60 179H61V177H60ZM71 179H74L73 177L71 178ZM77 179H79V181H80V178H77ZM94 179V178H93ZM187 179V178H186ZM225 179V178H224ZM31 180V179H30ZM48 180V179H47ZM63 180H62V182H63ZM183 180V179H182ZM257 180V179H256ZM71 180H69V185H70V183H72V184H74V183H77L78 181L76 180V178H75V182L73 183V180H72V182H70ZM85 181V180H84ZM89 181V180H88ZM91 181V180H90ZM89 181V185H90V182ZM97 181V180H96ZM121 181V180H120ZM130 181V180H129ZM189 181V180H188ZM212 181V180H211ZM225 181V180H224ZM258 181V180H257ZM257 181H255V182H257ZM262 181H264L263 179H262ZM28 182V181H27ZM34 181L32 180V183H33ZM47 182V181H46ZM122 182V181H121ZM126 182V181H125ZM178 182V181H177ZM219 182V181H218ZM31 183V181H29V185L30 184H32ZM44 182H42L40 185L42 186V184H43ZM81 183H82V181H81ZM95 183V182H94ZM222 183V182H221ZM228 183V182H227ZM236 183H238V182H236ZM241 183V182H240ZM261 183H264V182H261V180H260V183L259 184H261ZM93 184V183H92ZM128 184V183H127ZM198 184V183H197ZM212 184H213V182H212ZM45 185H47V183L46 184H43V188L45 189ZM59 185H61V186H59ZM67 185V182H66V184H65V186ZM119 185V184H118ZM132 185V184H131ZM181 185V184H180ZM252 185H254V184H252ZM41 186H39V187H41ZM173 186V185H172ZM213 186V185H212ZM236 186H238V185H236ZM259 186V185H258ZM78 187H79V185H78ZM82 187V186H81ZM117 187V186H116ZM200 187V186H199ZM255 187V186H254ZM19 188V187H18ZM58 188V189H57ZM63 188H64V186H63ZM63 188H61V189H63ZM72 188H75V187H72ZM86 188V187H85ZM84 188V189H85ZM256 188V187H255ZM262 188H264V187H262ZM61 189L59 190V191H61ZM68 189H70V188H67V190ZM76 189V188H75ZM83 189V188H82ZM83 189V190H84ZM36 190H39L38 188H36ZM36 190H35V193H36ZM41 190H42V192H41ZM47 187H46V189H45V191L41 188L40 189V191H38V193H36V195L37 194H40V196L39 195H37V197H36V199H38V196H39V199H38V201H41V196H43V198H44V196H45V199L46 198H48L49 197V194H51V193H49L48 194V192L47 191H49V189L47 190ZM78 190V189H77ZM110 190V189H109ZM125 190V189H124ZM234 190V189H233ZM236 190V189H235ZM8 191V190H7ZM47 192V193H44V192ZM59 191H56V192H59ZM64 191H65V188H64ZM71 191V190H70ZM69 191V192H70ZM75 192H76V190H74ZM136 191V190H135ZM196 191V190H195ZM200 191V190H199ZM219 191V190H218ZM237 191V190H236ZM15 192V191H14ZM40 192V193H39ZM68 192V191H67ZM68 192V193H69ZM75 192H73V193H75ZM82 192V191H81ZM87 192V191H86ZM101 192V191H100ZM106 192V191H105ZM202 192V191H201ZM233 192V191H232ZM247 192V191H246ZM55 193V192H54ZM72 193V194H73ZM77 193H78V191H77ZM85 193V192H84ZM83 193V194H84ZM145 193V192H144ZM203 193V192H202ZM235 193V192H234ZM48 194V195H47ZM71 194V192L69 193V194H67V195H70ZM86 194V193H85ZM103 194V193H102ZM115 194V193H114ZM136 194V193H135ZM14 195H15V193H14ZM30 195H31V193H30ZM53 195L55 196V194H52L51 196H52V198H53ZM60 195V194H59ZM58 194H57V196H59ZM77 195V194H76ZM101 195V194H100ZM113 195V194H112ZM121 195V194H120ZM152 195V194H151ZM162 195V194H161ZM239 195V194H238ZM32 196H33V198H34V196H35V194H33L32 193ZM32 196H31V198H32ZM62 196V195H61ZM64 196H66V194L64 195ZM72 196V195H71ZM85 196V195H84ZM150 196V195H149ZM188 196V195H187ZM190 196V195H189ZM188 196V197H189ZM235 196V195H234ZM28 197V196H27ZM56 197V196H55ZM68 197V196H67ZM75 197V196H74ZM86 197V196H85ZM93 197V196H92ZM113 197V196H112ZM140 197V196H139ZM240 197V196H239ZM246 197V196H245ZM31 198H30V201H31ZM33 198H32V201H31V203H29L30 201H28L27 203L28 204H24L23 205V211H25V210H27V212H26V214L27 213H31V211L32 210H34V209H36V204H37V200L34 202V200H33ZM41 198V199H40ZM51 198V197H50ZM51 198V202H52V199ZM69 198V197H68ZM98 198V197H97ZM129 198V197H128ZM225 198V197H224ZM28 199V198H27ZM57 199H58V197H57ZM61 199V198H60ZM63 200H65V202H66V199H64V198H62ZM79 198L77 197V200H78ZM83 199V198H82ZM85 199V198H84ZM139 199V198H138ZM232 199V198H231ZM25 200V199H24ZM44 199H42V201H43ZM47 200V199H46ZM46 200H44V201H46ZM49 200V199H48ZM47 200V201H48ZM73 200V199H72ZM140 200V199H139ZM248 200V199H247ZM46 201V202H47ZM56 201V200H55ZM55 201H54V203H55ZM70 202L71 200H68L67 199V202ZM79 201H80V199H79ZM101 201H103V200H101ZM166 201V200H165ZM164 201V202H165ZM196 201V200H195ZM50 202V201H49ZM68 202V203H69ZM76 202V201H75ZM87 202V201H86ZM91 202H93V201H91ZM95 202V201H94ZM93 202V203H94ZM100 202V201H99ZM110 202H111V199H110ZM110 202H109V204H110ZM26 203V202H25ZM39 204H41V205H37V209L35 210L36 211V213H39L38 211H39V209L41 210L42 208V206H45L46 204H44V203H40V202H38ZM48 203V202H47ZM58 203H59V200H58ZM97 203V202H96ZM128 203V202H127ZM126 203V204H127ZM195 203V202H194ZM253 203V202H252ZM254 203H256V201L254 202ZM10 204V203H9ZM49 204V203H48ZM52 204V203H51ZM57 204V203H56ZM64 204V203H63ZM63 204H57V206L59 205V206H62L63 208L60 210V212L58 213L57 212V215H55L57 218L56 219H54L55 217H53V216H51V218H53L54 219V221L55 222H57V223H59V221L61 220V222L64 224V225H66L67 224V227H65L68 231V233H66V236H67V234L69 235V237L68 238H66L67 240L68 239H71L72 240V242H77L78 243V240H80L81 241V234L83 233V231L85 232V230L86 229H89V228H87L85 225H84V221L82 222L81 220H79V224L82 222V226L83 227H86V229H82L81 227H80V229L79 228H77V225H76V223H78L77 221H78V218H79V216L82 214L81 212V210L82 209H80L79 208V204H80V202H78V206H77V204L76 205H67V206H63ZM83 204V203H82ZM114 204H116V203H114ZM118 204V203H117ZM129 204H130V202H129ZM166 204V203H165ZM176 204V203H175ZM184 204V203H183ZM200 204V203H199ZM211 204V203H210ZM261 204V203H260ZM29 205V206H28ZM81 205V204H80ZM88 205V204H87ZM108 205V204H107ZM123 205V204H122ZM125 205V204H124ZM123 205V206H124ZM147 205V204H146ZM149 205V204H148ZM171 205V204H170ZM27 206V207H26ZM41 206V207H40ZM55 206V205H54ZM82 206H84V205H82ZM96 206V205H95ZM97 206H98V204H97ZM118 206V205H117ZM154 206V205H153ZM164 206V205H163ZM219 206V205H218ZM234 206V205H233ZM28 207H29V209H28ZM81 207V206H80ZM105 207V206H104ZM103 207V208H104ZM126 207V206H125ZM160 207V206H159ZM241 207V206H240ZM31 208H34V209H31ZM39 208V209H38ZM45 208V207H44ZM53 208V207H52ZM52 208H50V209H52ZM81 208H84V207H81ZM93 208V207H92ZM123 208V207H122ZM148 208V207H147ZM242 208V207H241ZM54 209V208H53ZM87 209V208H86ZM95 210H96V208H94ZM121 209V208H120ZM124 209V208H123ZM164 209V208H163ZM169 209V208H168ZM167 209V210H168ZM220 209V208H219ZM247 209V208H246ZM29 210H31V211H29ZM58 210V208L57 209H54L53 211H51L52 213H55L56 211ZM106 210H107V208L105 209L104 208V210H100L102 213H104V212H106ZM139 210V209H138ZM146 210V209H145ZM166 210V209H165ZM191 210V209H190ZM199 210V209H198ZM22 211V210H21ZM22 211V212H23ZM35 211H33V212H35ZM47 211V210H46ZM99 211V210H98ZM99 211V212H100ZM109 211H111V210H109ZM108 211V212H109ZM119 211V210H118ZM181 211V210H180ZM201 211V210H200ZM236 211V210H235ZM32 212V213H33ZM42 211H40V213H41ZM50 212V213H51ZM143 212V211H142ZM170 212V211H169ZM176 212V211H175ZM198 212V211H197ZM25 213V212H24ZM34 214V215H37V214ZM39 213V215H44V214H46V212L45 213H43V214H40ZM88 213H89V211L87 212V215H86V213H83V215L85 214L86 216H87V218H85V216L83 217V215H82V217L84 218H82V217H80L79 219H83V220H85V224H86V219H87V225L90 227V223L88 222V219H90V221H92V222H94L96 225H97V223H99V224H101L102 225V227L103 226H106V228H109V225L108 224H110V222H111V224L113 225V221H110V219L108 220V218L106 219V217L105 216H103L102 214V216L100 215V214H97L96 216H98V217H96V216H93V218H95V220L93 221V218L91 217V216H88ZM92 213V212H91ZM94 213V212H93ZM123 213V212H122ZM156 213V212H155ZM171 213V212H170ZM242 213H243V211H242ZM129 214V213H128ZM164 214V213H163ZM172 214V213H171ZM183 214V213H182ZM232 214V213H231ZM257 214V213H256ZM20 216L22 215V213H20L19 214ZM34 215H32V217H34ZM47 215H48V211H47ZM47 215H45V217H47ZM50 215H52V214H50ZM90 215V214H89ZM113 215V217H110V214H109V218H113V220L114 219H116V221L118 222V219L117 218H114V217H116V215H115V213L113 212L112 214H111V216ZM118 215V214H117ZM153 215V214H152ZM205 215V214H204ZM210 215V214H209ZM18 216V215H17ZM23 216H25V214L24 215H22V217ZM106 216H107V213H106ZM128 216H130V215H128ZM258 216V215H257ZM261 216V215H260ZM32 217H30V215L28 214V218H31L32 219V221H33V218ZM40 217V216H39ZM44 216H42V218H45ZM108 217V216H107ZM119 217V216H118ZM143 217V216H142ZM147 217V216H146ZM154 217H157V216H154ZM153 217V218H154ZM173 217V216H172ZM212 217V216H211ZM219 217V216H218ZM18 218L20 219V217L18 216ZM24 218V217H23ZM35 218V220L36 219H38V220H40L39 218H38V215L36 216V217H34ZM48 218V217H47ZM92 218V219H91ZM101 218H103V219H101ZM139 218V217H138ZM264 218V217H263ZM31 219H30V221H31ZM49 219V218H48ZM53 219L51 220V219H49V220H51V221H53ZM121 219V218H120ZM119 219V221H121ZM160 218H158V220H159ZM185 219V218H184ZM38 220H37V222H38ZM63 220V221H62ZM112 220V219H111ZM124 220H126V219H124ZM153 220V219H152ZM23 221V220H22ZM24 221H26L25 220V218H24ZM41 221V220H40ZM39 221V222H40ZM110 221V222H109ZM115 221V220H114ZM115 221V222H116ZM135 221V220H134ZM151 221V220H150ZM149 221V222H150ZM164 221V220H163ZM205 221V220H204ZM222 221V220H221ZM254 221V220H253ZM259 221L260 220H258L257 222L259 223ZM10 222V221H9ZM34 222V221H33ZM32 222V223H33ZM47 222H49V221H47ZM54 222V223H55ZM109 222V223H108ZM129 222H130V220H129ZM169 222H171V221H169ZM207 222V221H206ZM256 221H255V224H258ZM15 223H17V224H20L19 222H16L15 221ZM30 223V222H29ZM31 223V224H32ZM36 223V222H35ZM49 223H51V222H49ZM48 223V225H50ZM53 223V225H55ZM89 223V224H88ZM143 223H144V221H143ZM159 223V222H158ZM184 223V222H183ZM218 223V222H217ZM21 224L23 225V223L21 222ZM62 224V225H63ZM91 224H93V223H91ZM94 224V225H95ZM98 224V225H99ZM115 225L114 226H116V225H118V224H116V223H114ZM121 224V227H124V225H122L123 223H120ZM120 224H119V226H120ZM149 224V223H148ZM152 224H154V221H152ZM168 224V223H167ZM166 224V225H167ZM221 224V223H220ZM255 224H254V226H255ZM15 225V224H14ZM22 225H20V226H22ZM26 225H27V223H26ZM81 225V224H80ZM95 225V226H96ZM100 225V226H101ZM146 225V224H145ZM159 225V224H158ZM196 225V224H195ZM5 226V225H4ZM38 226H39V224H38ZM59 226V225H58ZM92 226V225H91ZM94 226V227H95ZM99 226V227H100ZM119 226H117V227H119ZM133 226V225H132ZM160 226V225H159ZM189 226V225H188ZM257 226V225H256ZM259 226V225H258ZM257 226V227H258ZM17 227V226H16ZM24 227V226H23ZM22 227V228H23ZM41 227H42V225H41ZM52 227H56V226H52ZM102 227H100V228H102ZM146 227H148V226H146ZM149 227H151V225L149 224ZM161 227V226H160ZM172 227V226H171ZM196 227H197V225H196ZM224 227V226H223ZM17 228H19V227H17ZM40 228V227H39ZM43 229H44V227H42ZM41 228V229H42ZM57 228V227H56ZM55 228V230H59V229H56ZM59 228V227H58ZM64 228V230L66 231V229ZM99 228V229H100ZM104 228V227H103ZM200 228V227H199ZM251 228H253V229H257L258 230V228H256V227H251ZM1 229V228H0ZM14 229V228H13ZM28 229H30V228H28ZM40 229V230H41ZM51 229V228H50ZM93 229V228H92ZM128 229H130L129 228V225H128ZM143 229L145 230V226L143 227ZM153 229H155V227H153ZM165 229V228H164ZM24 230H26L25 228H24ZM45 230V229H44ZM44 230H42V231H44ZM47 230H49V228L48 229H46L45 231L47 232ZM52 230H54V229H52ZM52 230H49V231H51L52 232ZM63 230V231H64ZM95 230V229H94ZM122 230V229H121ZM132 230V229H131ZM140 230H142V229H140ZM143 230V231H144ZM146 230H147V228H146ZM148 230H152V228H148ZM160 230V229H159ZM166 230H167V228H166ZM182 230V229H181ZM180 230V231H181ZM199 230V229H198ZM218 230V229H217ZM3 231V230H2ZM44 231V232H45ZM63 231L61 232L62 234H63ZM93 231V230H92ZM96 231H98V227H97V229H96ZM95 231V232H96ZM143 231H141V232H143ZM154 231V232H153ZM155 231L156 230H152V232L151 231H149V234H147V236H153L154 234H156L155 233ZM168 231V230H167ZM202 231V230H201ZM206 231V230H205ZM231 231V230H230ZM242 231V230H241ZM255 231L256 230H254L253 231V233H255ZM14 233H16V231H13ZM23 232V231H22ZM59 232V231H58ZM94 232V233H95ZM100 232V231H99ZM107 232V231H106ZM115 232V231H114ZM113 229L111 228V226H110V228L108 229V233H104V237H102V235L100 234V237H102V239H100V237L98 236L97 237V243H99L98 242V239H100L101 241H100V243H99V245H98V247L99 248H101V249H104V248H108V246H110L109 244H107L106 245V243H107V241H108V239H109V237L111 236V235H113ZM147 233H148V231H146ZM166 232V231H165ZM164 232V233H165ZM182 232H184V230L182 231ZM214 232V231H213ZM234 232V231H233ZM4 233V232H3ZM49 233V232H48ZM56 233V232H55ZM86 233V232H85ZM84 233V234H85ZM92 234H93V232H91ZM100 233H103V232H100ZM117 233H119L118 231H117ZM116 232H115V234H117ZM122 233V232H121ZM138 233H140V232H137V234ZM144 234H145V232H143ZM160 233H161V231H160ZM167 233V232H166ZM169 233V232H168ZM208 233H209V231H208ZM252 233V232H251ZM257 233V232H256ZM10 234V233H9ZM58 234V233H57ZM178 234V233H177ZM180 234V233H179ZM197 234V233H196ZM195 234V235H196ZM199 234V233H198ZM201 234V233H200ZM222 234V233H221ZM4 235V234H3ZM60 235V234H59ZM83 235V234H82ZM247 235V234H246ZM249 235V234H248ZM264 235V234H263ZM12 236V235H11ZM13 236H14V234H13ZM12 236V237H13ZM58 236V235H57ZM61 236V235H60ZM84 236V235H83ZM88 236V235H87ZM126 236V235H125ZM138 237H139V235H137ZM155 236V235H154ZM157 236V235H156ZM163 236V235H162ZM182 236V235H181ZM228 236V235H227ZM11 237V238H12ZM54 237H56V236H54ZM64 238H65V236H63ZM92 237V236H91ZM136 237V236H135ZM144 239H145V237H146V235L145 236H142ZM141 237V239H143ZM204 237V236H203ZM8 238H10V237H8ZM7 238V239H8ZM11 238L8 240V241H10L11 240ZM14 238V237H13ZM52 238H53V236H52ZM61 238V237H60ZM162 238V237H161ZM199 238V237H198ZM247 238V237H246ZM25 239V238H24ZM55 239V238H54ZM53 239V240H54ZM65 239V240H66ZM85 239V238H84ZM139 239H140V237H139ZM148 239H149V237H148ZM150 239H152V237H150ZM149 239V240H150ZM155 239V238H154ZM163 239V238H162ZM161 239V240H162ZM178 239V238H177ZM200 239V238H199ZM210 239V238H209ZM254 239V238H253ZM13 240V239H12ZM148 240V241H149ZM171 240V239H170ZM169 240V241H170ZM203 240V239H202ZM201 240V241H202ZM236 240V239H235ZM7 241V240H6ZM52 241V240H51ZM70 241V240H69ZM83 241V240H82ZM87 241V240H86ZM133 241V240H132ZM138 241H140V240H138ZM137 239H136V245L135 246H137ZM145 241V240H144ZM144 241H143V243H144ZM168 241V242H169ZM180 241V240H179ZM257 241V240H256ZM13 242V241H12ZM50 242V241H49ZM72 242H70V244H73ZM92 242V245H89V246H93V245H95L96 246V244L94 243L93 244V240L91 241ZM90 242V243H91ZM115 242V241H114ZM141 242H142V240H141ZM141 242H139L140 243V246H142L141 245ZM164 242V241H163ZM178 242V241H177ZM203 242V241H202ZM245 242V241H244ZM57 243V242H56ZM60 243V242H59ZM74 243V244H75ZM76 243V244H77ZM88 243H89V241H88ZM134 243V242H133ZM227 243V242H226ZM253 243H254V241H253ZM262 243V242H261ZM7 244H9V243H7L6 242V245ZM10 244H12L11 243V241H10ZM17 244V243H16ZM41 244V243H40ZM61 244V243H60ZM69 244V245H70ZM74 244L72 245V246H74ZM82 244V243H81ZM80 244V245H81ZM118 244V243H117ZM151 244V243H150ZM179 244V243H178ZM53 245V244H52ZM54 245H56V244H54ZM58 245V244H57ZM68 245V246H69ZM78 246H79V244H77ZM139 245V244H138ZM149 245V244H148ZM197 245V244H196ZM260 245V244H259ZM11 246V245H10ZM66 246V245H65ZM71 246V245H70ZM77 246V247H78ZM112 246V245H111ZM110 246V247H111ZM121 246V245H120ZM134 246V245H133ZM165 246H167V245H165ZM191 246V245H190ZM189 246V247H190ZM201 246V245H200ZM199 246V247H200ZM52 247H54V246H52ZM58 247H59V245H58ZM64 247V246H63ZM76 247V246H75ZM85 247H88L87 245H81L80 246V249L83 251V250H85L86 248ZM98 247H96V248H98ZM139 247V246H138ZM175 247V246H174ZM202 247V246H201ZM207 247V246H206ZM5 248L6 247H3V249L5 250ZM12 248V247H11ZM62 248V247H61ZM79 248V247H78ZM92 248H94V246L92 247ZM98 248V249H99ZM131 248H132V246H131ZM152 248V247H151ZM155 248V247H154ZM208 248V247H207ZM262 248V247H261ZM0 249H2L1 247H0ZM8 249V248H7ZM5 250L6 252H8L9 250ZM115 249V248H114ZM118 248L116 247V250H117ZM163 249V248H162ZM175 249V248H174ZM193 249V248H192ZM16 250V249H15ZM59 250V249H58ZM63 250V249H62ZM61 250V251H62ZM71 250V249H70ZM75 250V249H74ZM91 249L89 248V250L88 251H90ZM133 250V249H132ZM137 250V251H136ZM136 250L134 249L133 251H132V255L130 254V253H128V254H130V258L129 259H127V260H129L128 262H135L134 261V258H135V256L137 255L138 256V254H136V252H141V248H140V250H138V248L136 247ZM152 250V249H151ZM178 251H179V249H177ZM201 250V249H200ZM204 250H205V248H204ZM4 251V252H5ZM10 251H12V249L10 250ZM16 251H18V249L16 250ZM91 251H94V250H91ZM109 251H111V249L109 250ZM119 251V250H118ZM131 251V250H130ZM171 251H173L172 249H171ZM187 251V250H186ZM264 251V250H263ZM60 252V251H59ZM64 252H66L65 251V249H64ZM69 252H74L73 250L72 251H69ZM96 252H97V250H96ZM103 252H104V250H103ZM102 252V253H103ZM106 252H108V251H106ZM105 252V253H106ZM164 252V251H163ZM205 252V251H204ZM239 252V251H238ZM249 252V251H248ZM68 253V252H67ZM86 253V252H85ZM91 253V252H90ZM94 253V252H93ZM105 253H103V255L105 256ZM117 254H119V252H116ZM217 253V252H216ZM230 252H228V254H229ZM246 253V252H245ZM1 254H3V250H2V253ZM57 254H59V255H62V254H60V253H58L57 252ZM65 253H63V255H64ZM87 254H88V252H87ZM92 254V253H91ZM90 254V255H91ZM97 254H99V253H97ZM111 254H113L114 255V252L113 253H111ZM110 254V255H111ZM163 254V253H162ZM165 254V253H164ZM172 254V253H171ZM243 254V253H242ZM10 255H11V252H10ZM21 255V254H20ZM71 255V254H70ZM77 255V254H76ZM75 255V256H76ZM78 255H80V253L78 254ZM90 255H88L87 257H85V258H89V256ZM93 255V254H92ZM107 255V254H106ZM125 255H127V254H125ZM124 255V256H125ZM142 255V254H141ZM203 255V254H202ZM215 255V254H214ZM230 255V254H229ZM16 256V255H15ZM85 256H86V254H85ZM112 256V255H111ZM128 256V255H127ZM139 256H140V254H139ZM157 256V255H156ZM163 256V255H162ZM223 256V255H222ZM226 256V255H225ZM242 256V255H241ZM251 256V255H250ZM250 256H249V258H250ZM253 256V255H252ZM11 257V256H10ZM38 257V256H37ZM72 257H74V256H72ZM95 256H93V258H94ZM154 257V256H153ZM178 257H179V255H178ZM228 257V259H229V257L230 256H227ZM239 257H240V255H239ZM54 258V257H53ZM55 258H57V257H55ZM64 258V257H63ZM62 257L60 258V264H62V263H65L64 262V260L66 259H63ZM78 258V257H77ZM92 258V257H91ZM96 258H97V256H96ZM105 258H107V257H105ZM104 258V259H105ZM110 259H111V257H109ZM109 258H107V259H109ZM127 258V257H126ZM212 258V257H211ZM215 258V257H214ZM223 258V257H222ZM226 258V257H225ZM225 258H223V260L225 259ZM243 258V257H242ZM8 259V254H6V255H4L3 257L0 255V261L4 264V262H5V260H7ZM21 259V258H20ZM41 259V258H40ZM71 259V258H70ZM73 259V258H72ZM83 259V262H82V260H81V264H86L84 261H85V259H84V257L82 258ZM95 259V258H94ZM155 259V258H154ZM221 259V258H220ZM227 259V258H226ZM227 259V260H228ZM232 259V258H231ZM239 259V258H238ZM241 259V258H240ZM244 260H246L247 259V257H245V258H243ZM254 259V258H253ZM55 260H59V259H55ZM66 260H68V259H66ZM65 260V261H66ZM74 260V259H73ZM72 260V261H73ZM96 260V259H95ZM215 260V259H214ZM213 260V261H214ZM255 260V259H254ZM9 262H10V259L8 260ZM7 261V262H8ZM71 261V262H72ZM88 261H90V258L88 259ZM105 261H106V259H105ZM108 261V260H107ZM106 261V262H107ZM111 261V260H110ZM109 261V262H110ZM120 261V260H119ZM221 262H222V260H220ZM220 261H218V262H220ZM225 261V260H224ZM230 261V260H229ZM238 261V260H237ZM241 261V260H240ZM239 261V262H240ZM1 262H0V264H1ZM8 262V263H9ZM17 262V261H16ZM34 262V261H33ZM56 262V261H55ZM55 262H54V260H53V264H55ZM57 262H59V261H57ZM56 262V263H57ZM74 262V261H73ZM93 262V261H92ZM92 262H90V264L92 263ZM118 262V261H117ZM125 263H126V261H124ZM127 262V263H128ZM132 262V263H133ZM154 262V261H153ZM203 262V261H202ZM202 262H200V263H202ZM215 263H216V261H214ZM218 262H217V264H218ZM237 263V264H240V263ZM247 262H248V260H247ZM27 263V262H26ZM70 263V262H69ZM94 263V262H93ZM92 263V264H93ZM96 263V262H95ZM111 263H112V261H111ZM111 263H109V264H111ZM152 263V262H151ZM156 263V262H155ZM154 263V264H155ZM207 264H208V262H206ZM250 263V262H249ZM10 264V263H9ZM18 264V263H17ZM36 264V263H35ZM66 264V263H65ZM76 264H78V263H76ZM80 264V263H79ZM108 264V263H107ZM113 264V263H112ZM115 264V263H114ZM138 264V263H137ZM213 264V263H212ZM220 264V263H219ZM222 264H224V263H222ZM234 264H236V263H234Z\"/></svg>","mask_w":264,"mask_h":264}]
</instances>
